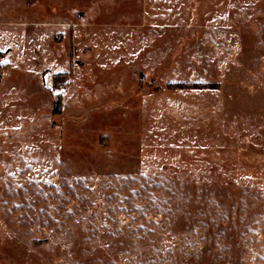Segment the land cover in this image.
<instances>
[{
    "label": "rangeland",
    "instance_id": "1",
    "mask_svg": "<svg viewBox=\"0 0 264 264\" xmlns=\"http://www.w3.org/2000/svg\"><path fill=\"white\" fill-rule=\"evenodd\" d=\"M0 264H264V0H0Z\"/></svg>",
    "mask_w": 264,
    "mask_h": 264
},
{
    "label": "trees",
    "instance_id": "2",
    "mask_svg": "<svg viewBox=\"0 0 264 264\" xmlns=\"http://www.w3.org/2000/svg\"><path fill=\"white\" fill-rule=\"evenodd\" d=\"M57 105H58V106L61 105V100L58 101ZM56 112L58 113V111H56Z\"/></svg>",
    "mask_w": 264,
    "mask_h": 264
}]
</instances>
